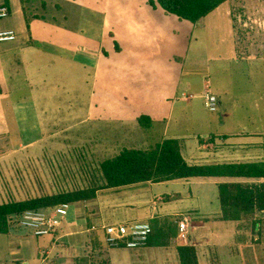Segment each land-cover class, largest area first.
I'll return each instance as SVG.
<instances>
[{"label":"crops","instance_id":"1","mask_svg":"<svg viewBox=\"0 0 264 264\" xmlns=\"http://www.w3.org/2000/svg\"><path fill=\"white\" fill-rule=\"evenodd\" d=\"M225 4L209 16L228 18L235 49L231 14L222 10ZM8 7L10 22L0 23V30L16 31L17 39L0 43V128L12 126L15 131L4 129L0 141L41 142L48 122L61 116L50 112L62 109L70 110L71 116L77 112L82 124L119 123L123 142L144 135L158 137L156 143L178 139L189 164L264 159L261 114L258 125L242 122L238 128L231 119L235 106L228 105L226 111L203 122L207 131L179 133L171 128L179 119V93L186 99L187 89L196 86L193 80L182 82L183 69L172 83L171 57L186 59L190 46L200 42L201 37L193 36L207 17L194 24L168 14L156 0H10ZM55 94L82 96V103H54ZM6 154L0 152L1 161ZM223 182L262 183L264 179L196 177L100 189L92 202L71 203L68 221L57 236L68 253H74L77 264L74 256L82 253L84 237L93 226L97 227L93 236L104 242L105 225L154 222L157 227L170 218L189 215L192 226L186 239L179 224L177 236L167 241V249L174 247V252L156 253L159 249L148 246L152 243L135 250L122 246L119 261L125 256L140 257L145 264H181L177 246L188 243L196 247L199 264H222L223 255L225 264H264V212L254 218L259 221L256 230L250 218L222 220L218 185Z\"/></svg>","mask_w":264,"mask_h":264},{"label":"rangeland","instance_id":"2","mask_svg":"<svg viewBox=\"0 0 264 264\" xmlns=\"http://www.w3.org/2000/svg\"><path fill=\"white\" fill-rule=\"evenodd\" d=\"M0 2L10 5V0ZM222 10L224 14H231L235 49L228 18L214 14L207 16L205 23L197 27L193 37H201L200 42L195 41L190 46L186 59L182 56L178 59L171 57L169 73L172 83L175 84L174 78L182 69V82L193 80L196 83L184 94L189 100L184 99L180 92L176 101L179 119L173 121L171 128L177 129L179 133L207 131V123L203 122L226 111L228 105L235 106L231 116L235 127H240L242 122L250 124L249 121L252 125H258L261 118L259 114L264 117V0H230ZM9 22V18L0 19L1 25ZM252 90L259 94L255 96ZM206 92L222 95L219 97L216 94L220 101L218 111L211 112L206 107ZM47 96L43 95L42 98L46 99ZM52 96L54 103H82V96L78 95L75 99L66 94ZM237 99L240 101L234 104ZM50 113L61 116L48 122L46 135L41 142L21 144L8 142L7 139L6 142L0 141V152H7V157L0 160V204L93 187L101 183L100 165L104 160L118 155L125 148L150 149L160 141L156 136L144 135L133 139L132 143L123 142L119 137V123L105 121L102 124H82L77 112L73 116L70 110L60 109ZM13 128L6 126L0 128V132ZM159 134L160 128L156 135ZM68 216L64 222L68 221ZM151 224L155 225L154 222ZM44 241L45 238L38 239L30 230L0 234V263H12L15 260L35 263L36 249L39 244H45ZM167 241L168 238L157 229L151 238L153 246H148L159 249L156 253L163 249V254L167 255L168 250H176L174 247L167 249ZM54 249L59 252L55 260L57 264H76L72 260V252L69 254V250L59 246ZM103 251L106 254H102ZM124 252L129 254L136 251ZM107 253L111 255L112 264H145L140 257L130 260L123 256L119 261V247L109 250L103 244L90 253L91 260L95 264H110L107 256L108 263L104 260L106 257L103 255ZM226 259L223 255L222 264H225Z\"/></svg>","mask_w":264,"mask_h":264},{"label":"trees","instance_id":"3","mask_svg":"<svg viewBox=\"0 0 264 264\" xmlns=\"http://www.w3.org/2000/svg\"><path fill=\"white\" fill-rule=\"evenodd\" d=\"M168 14L192 23H199L229 0H156ZM153 6L157 4L152 1ZM264 148V146H263ZM101 183L87 189L60 192L52 195L31 198L23 201H11L0 204V234L21 233L25 229L18 226V219L28 210H51L62 203H89L96 199L100 189L117 188L141 182H165L185 178H247L264 179V159L257 162L224 164H189L182 154L178 139H166L150 149L125 148L118 155L104 160L100 165ZM221 203V219L224 221H241L253 219L259 212H264V182H223L218 185ZM182 218H173L159 227L152 225L168 239L176 237ZM259 221L253 222L256 230ZM176 226V227H175ZM178 227V228H177ZM84 237V244L91 243L93 251L105 244L93 236L96 231ZM151 234V238H152ZM151 238L148 244H151ZM86 241V242H85ZM110 250V249H109ZM181 264H199L197 249L190 244L177 246ZM88 249L82 247V253L75 255L77 264H95L84 256ZM106 254V252H102ZM101 254V255H102ZM108 254V253H107ZM74 255V253H73ZM107 256L108 255H103ZM104 260L108 263V258ZM75 260V259H74ZM110 262V261H109ZM111 264V263H110Z\"/></svg>","mask_w":264,"mask_h":264},{"label":"built area","instance_id":"4","mask_svg":"<svg viewBox=\"0 0 264 264\" xmlns=\"http://www.w3.org/2000/svg\"><path fill=\"white\" fill-rule=\"evenodd\" d=\"M11 10L4 3L0 2V19L8 18ZM17 39V33L14 30H0V43L12 42ZM189 97H186L188 99ZM205 105L211 112H216L219 109L220 101L218 96L211 92H206L204 95ZM71 203H62L51 210H28L24 212L17 223L25 230H30L31 233L37 237L45 238V244H39L36 249L35 263L29 261L15 260L12 263L0 264H57L56 257L59 252L55 251V247L59 246L66 248V245L60 241L57 236L59 230L64 224V219L69 214ZM180 233L186 239L192 226L191 216L184 215L180 220ZM105 232L104 245L109 249L116 247H127L129 249H136L144 247L148 244L150 236L153 232L152 225L149 222H133V223H115L105 225L103 227ZM97 230L96 226L89 229L90 232ZM88 249V253L84 256L91 259V252L93 248L91 243H85L82 246Z\"/></svg>","mask_w":264,"mask_h":264}]
</instances>
